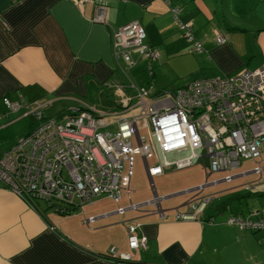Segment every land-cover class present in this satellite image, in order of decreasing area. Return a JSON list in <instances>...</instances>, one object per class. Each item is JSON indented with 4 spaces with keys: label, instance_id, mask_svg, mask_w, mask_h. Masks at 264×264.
I'll return each mask as SVG.
<instances>
[{
    "label": "crops",
    "instance_id": "0c3cea01",
    "mask_svg": "<svg viewBox=\"0 0 264 264\" xmlns=\"http://www.w3.org/2000/svg\"><path fill=\"white\" fill-rule=\"evenodd\" d=\"M101 7L104 20L96 17ZM132 20L141 22L145 42L159 52L158 59L131 68L138 76L147 74L142 83L152 85L151 94L167 86L168 72L175 78L185 74V79L189 75L204 78L264 64V0H0V107L27 113L25 103L62 100L64 95L89 97L97 89L124 99L127 86L115 78L113 37L121 25ZM180 23L191 24L200 49L193 48L194 40L185 38ZM216 33L226 41L218 44ZM172 58L181 60L173 69L169 66ZM4 98L21 106L10 109ZM74 107L68 106L66 111ZM2 117L10 115L0 113V124ZM187 154L171 152L168 156L174 160ZM260 161L264 179V154ZM195 164L202 169L201 175L194 170L185 174L182 169L177 170L182 171L179 176L166 177L174 172L168 169L154 178L159 183L157 195L171 197L161 201L164 217L151 211L152 205L123 215L115 213L118 204H128L127 197L115 202L105 194L71 215L60 214L39 203L30 205L17 193L0 187V264H264V232L227 223L238 213L256 218L262 196L247 199L250 210L245 211L244 203L235 200L239 196L227 192L224 205L212 199L201 220L174 218V207L184 208L191 196L183 191L206 180L202 163ZM256 164L252 159L242 160L229 184L240 182L236 185L240 187L256 181L260 177L252 171ZM192 172L196 177L191 179ZM217 173L216 182L225 184L227 173ZM133 175L132 201L150 200L153 193L145 168L143 174ZM182 184L193 187L176 191ZM225 208L230 212L228 218L209 221ZM89 216L96 219L86 224L82 218ZM135 218L146 236V248L132 253L130 261L111 258L113 247L119 253L129 252L125 224Z\"/></svg>",
    "mask_w": 264,
    "mask_h": 264
},
{
    "label": "built area",
    "instance_id": "2783aa9c",
    "mask_svg": "<svg viewBox=\"0 0 264 264\" xmlns=\"http://www.w3.org/2000/svg\"><path fill=\"white\" fill-rule=\"evenodd\" d=\"M103 9L98 10V20H104ZM180 26L185 38L194 40L191 24L180 23ZM145 35L139 20L121 25L114 33L115 57L124 59L128 71L135 65L132 54L150 62L159 58L156 48L144 42ZM225 41L224 36L216 33L218 44ZM195 47L200 49L197 41ZM148 69L151 70V65ZM124 72L129 78L125 69ZM129 87L136 90L139 113L118 119L116 125L106 130L100 129L107 126L101 121L102 114L92 108L74 107L55 117H45L43 108L51 106L52 100L25 103L27 113L35 115L36 123L0 155V187L17 193L33 206L44 199L60 214H70L105 194L115 202L123 195L127 197L128 204L118 205L115 213L123 215L152 205L151 211L164 217L166 210L161 201L170 196L157 195L154 178L165 170H182L200 161L206 180L183 191L191 196L183 210L174 208V218L201 220L213 199L204 190L216 182L209 181L208 176L224 171L227 174L223 181L229 183L235 178L232 173L241 161L252 159L257 161L252 171L260 177L244 184V189L262 196V207L255 212L254 219L235 214L227 223L264 232V179L260 161L264 154V64L232 74L193 78L172 91L156 94L132 81ZM4 102L10 109L21 106L20 102L7 98ZM131 102L125 95L120 104L128 107L123 111L131 108ZM182 151L188 154L174 160L167 156ZM136 155L142 159L153 193L150 200L140 203L133 202L130 196ZM125 166H128L127 171ZM64 169L69 178L64 176ZM95 219L96 216H89L84 222L90 224ZM132 221L125 224L129 252L119 253L115 247L109 251L110 257L120 262L130 261L132 253L146 248V236L141 232L140 223H130Z\"/></svg>",
    "mask_w": 264,
    "mask_h": 264
},
{
    "label": "rangeland",
    "instance_id": "374dc122",
    "mask_svg": "<svg viewBox=\"0 0 264 264\" xmlns=\"http://www.w3.org/2000/svg\"><path fill=\"white\" fill-rule=\"evenodd\" d=\"M144 42H145V39H144ZM194 43H196L195 39H194ZM193 48L197 49V47H195L194 45H193ZM131 58H132L133 61H135V66H141V65L143 66L146 63L147 64L150 63V61L145 60L144 57L139 58V56L137 54H132ZM114 61H115V67L117 68L116 69V75H115L116 81H118V84H124L125 86H127V88H124L125 89V94H126V96L128 98L132 99L131 106H130L131 108L129 110L123 111V110H121V109L116 107V105H117L116 103H120L122 101L123 97L120 100V97L118 95L110 96V95H108V93H106V91L103 90V93H102L96 87L97 92L93 93V95L89 96V97L64 95V98L62 100L61 99L59 100L58 98L56 100L52 99L53 102H54L53 105H51V106L48 105L45 108H43L44 116L45 117H55V116H57L59 114H62L64 112H66V110L68 109L67 107L71 106V105H74L75 107L85 106V107H88V108H92L95 111V113H97V114H102L101 121L106 123L107 126H102L100 129L101 130H106V129L111 128L114 125H116V121L118 119L125 118V117H130V116L138 114L139 111H140V107L136 106V104L138 103V99L135 98L136 97V90L134 88H131V87H128V86H130L131 85V81H133L139 87H145L147 90L153 91L152 90V85L150 86L149 83L148 84H143L142 83L143 80L147 79V74L145 72L141 73V75L138 76L134 72L135 69H131V70L128 71L127 70V66H126V62L124 61L123 58H118V59L114 58ZM170 61H171V65H169V66L173 69V68H175L178 65V63L181 60L176 61V58H172ZM124 69L127 71V74L129 76V78L127 77L126 73L124 72ZM253 69H255V68H253ZM250 70H252V69H250ZM168 73H169V75H167L166 78H165V81L167 82V86H165V88L159 89L158 90L159 92L172 91L175 88L184 85V82L195 78V77L189 75V77L187 79H185L187 74H185L186 76L175 78V76L172 77V73L171 72H168ZM156 93H158V92H156ZM0 100L2 102V97L0 98ZM0 109L2 111L0 113H9V115H10V118L2 117L3 121L0 124V155H1L2 152H4L7 149H9L11 146L15 145L20 140V138L28 131L29 126L34 121H36V117L32 113H22L23 112L22 109H19L17 111V113L10 112L9 109H7V108L5 109L4 107L3 108L0 107ZM0 121H1V118H0ZM27 151L29 153L30 149L28 148ZM168 158L170 160H173L171 155L168 156ZM150 161L152 162L153 160L151 159ZM134 162H135V164L133 165V173H134L133 178L139 176V174H141V173L142 174L144 173V168H143L142 161H141V159L138 156L134 157ZM200 164H201V162H200ZM127 170H128V166H125V171H127ZM192 170H194L198 174H200V172H201L200 170H202V169L200 167H198V165L195 164V163H194V165L192 167L187 168V169H183V171H186L185 174H188ZM181 172L182 171H174L173 173L171 172L172 174H170V175L167 174L166 177L167 176L168 177H172V176L174 177V176H176L178 174L179 175L182 174ZM196 172L190 173L191 179L196 177ZM217 174L218 173L212 174L210 176L209 181H216V179H217L216 175ZM64 176L69 178L68 173H67V171L65 169H64ZM178 176L176 178H178ZM176 178H174V179H176ZM145 181L147 183L146 176H145ZM154 181H155L156 187H159L158 181L156 179H154ZM203 181H204V179H203ZM201 183H203V182H201ZM218 183H220V182H215L213 184H210V185H208L210 187L207 186L208 188L206 187L207 189L205 188V190H204V192L206 194L207 193L218 192V193L211 194V196H213V199L216 198L215 202L218 203V205L219 204H221V205L223 204L224 205V203L226 202V197H223L225 193L234 191L236 193V195L239 196L235 200H241V202L244 203L242 205V208L245 211H249L250 210L249 206L246 204L247 199L252 198L253 196L257 197V195L252 194V193H248L244 189V184H242V186L238 187L236 185H239L241 183L240 182H236V181L232 182L230 184L227 183V182L225 184H222V183L218 184ZM183 186H184L183 184L181 186H179L180 187V188H178L179 190H176V191H180V190H183V189H186V188H189V187H193V186H187V187H183ZM229 187H233V188H230L231 190L228 189L229 191L226 190ZM176 191H173V192H176ZM168 198L170 199L171 197H168ZM168 198H166V199L168 200ZM74 200H75L76 203H78V199L77 198H75ZM253 202H255V201L253 200ZM38 203H39L40 206L43 207V209L48 208L47 209L48 211L54 212V208L53 207H48L49 204L44 199H39ZM85 204H90V203H84L81 207H79L77 210L71 212L69 215L75 213L79 209H82L85 206ZM118 205L123 206L122 204H118ZM257 206H259L258 210L262 207L261 200H260V205L258 203ZM117 207L118 206H116V208ZM211 207H212V205H210V208ZM234 207L237 208L238 210H240V207H238V206H234ZM116 208L113 211H115ZM181 209L183 210L184 208H181ZM229 214H230V212H229L228 208H225L224 211L221 214L219 212L218 214L214 215V218L210 217L209 219L213 218L214 221L215 220L218 221V218L227 217ZM232 214H233V212H232ZM84 218L85 217H83L82 220H84ZM138 222H139V220L137 218H135L130 223H138ZM126 225H125V227H126ZM91 227H94V225L92 224Z\"/></svg>",
    "mask_w": 264,
    "mask_h": 264
},
{
    "label": "water",
    "instance_id": "95a60500",
    "mask_svg": "<svg viewBox=\"0 0 264 264\" xmlns=\"http://www.w3.org/2000/svg\"><path fill=\"white\" fill-rule=\"evenodd\" d=\"M127 107H128V105H123V104H120V103L117 105V108H119V109H121V110L126 109ZM81 109L89 110L88 107H86V108H81ZM98 117H100V116L98 115Z\"/></svg>",
    "mask_w": 264,
    "mask_h": 264
},
{
    "label": "trees",
    "instance_id": "16d2710c",
    "mask_svg": "<svg viewBox=\"0 0 264 264\" xmlns=\"http://www.w3.org/2000/svg\"><path fill=\"white\" fill-rule=\"evenodd\" d=\"M82 108H86V107H82ZM35 123H36V122L34 121V122L30 125L29 128H31ZM209 221H213V218L209 219ZM113 259H114V258H113ZM115 260H117V259H115Z\"/></svg>",
    "mask_w": 264,
    "mask_h": 264
}]
</instances>
